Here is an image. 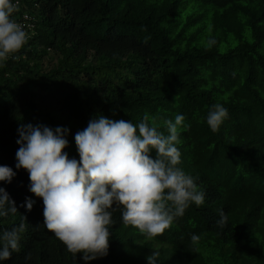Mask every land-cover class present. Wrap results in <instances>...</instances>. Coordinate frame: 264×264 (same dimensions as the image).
Returning <instances> with one entry per match:
<instances>
[{
	"label": "trees",
	"instance_id": "trees-1",
	"mask_svg": "<svg viewBox=\"0 0 264 264\" xmlns=\"http://www.w3.org/2000/svg\"><path fill=\"white\" fill-rule=\"evenodd\" d=\"M24 15L28 39L0 66V166L16 172L0 187L17 208L0 217V233L25 218L3 264H83L44 228L42 200L14 167L18 127L67 128L63 151L78 160L74 135L90 119L135 125L145 114L165 135L164 121L184 116L178 167L202 185L204 203L173 221L176 240L147 239L115 211L107 255L88 264H146L152 250L157 264H264V190L254 184L264 181V0H19L11 18ZM213 104L228 110L216 132L204 121ZM252 195L258 207L247 210Z\"/></svg>",
	"mask_w": 264,
	"mask_h": 264
},
{
	"label": "clouds",
	"instance_id": "clouds-1",
	"mask_svg": "<svg viewBox=\"0 0 264 264\" xmlns=\"http://www.w3.org/2000/svg\"><path fill=\"white\" fill-rule=\"evenodd\" d=\"M18 2L0 0V66L16 59L15 54L28 39L24 27L11 18ZM207 44L211 47L215 40L209 39ZM227 117L224 106L213 104L204 121L216 132ZM184 119L177 114L173 120H165V135L158 131L154 118L151 124L147 122V114L135 125L130 120L98 115L74 135L78 160L63 151L68 146L67 128L40 124L18 127L14 167L27 173V190L42 200L44 228L74 258L80 253L83 264L107 255L109 229L117 210L121 223L145 238L171 231L176 240L179 235L173 221L183 216L190 204L200 206L205 199L202 185L178 167L180 151L176 145L180 143L179 129L187 127ZM15 175L12 168L0 166V182L8 184ZM254 184L258 191L264 190V181ZM257 201L252 195L246 209ZM33 203L25 197L22 206L30 211ZM15 213L14 201L0 187V217ZM21 217L18 227L0 233V264L19 248V234L25 230V218ZM218 217L216 225L223 227L227 215L221 209ZM199 239L196 234L190 236L192 244ZM159 256V251L152 250L146 264H157Z\"/></svg>",
	"mask_w": 264,
	"mask_h": 264
},
{
	"label": "built area",
	"instance_id": "built-area-1",
	"mask_svg": "<svg viewBox=\"0 0 264 264\" xmlns=\"http://www.w3.org/2000/svg\"><path fill=\"white\" fill-rule=\"evenodd\" d=\"M23 17V21H19V22H17V23H19V24H21L23 27H24V29L26 28V29H28V28H32V25H30L29 23H28V19H29V17L27 16V15H24V16H22Z\"/></svg>",
	"mask_w": 264,
	"mask_h": 264
}]
</instances>
